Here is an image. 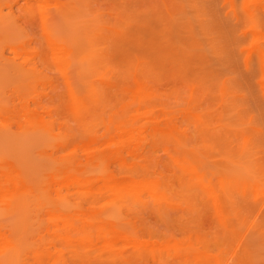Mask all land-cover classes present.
Listing matches in <instances>:
<instances>
[{
	"label": "rangeland",
	"instance_id": "obj_1",
	"mask_svg": "<svg viewBox=\"0 0 264 264\" xmlns=\"http://www.w3.org/2000/svg\"><path fill=\"white\" fill-rule=\"evenodd\" d=\"M17 2L26 5L28 1L0 0L5 11ZM228 2L30 0L33 17L16 12L18 24L10 20L12 26L5 23L6 20L0 23V55L15 59L18 64L16 67L5 65L0 56V173L7 177V168L11 172L14 170L9 172L12 175L16 170V174L19 172V176L24 177L23 181H27V185L18 186L19 191L12 184L13 176L8 175L13 180L4 177L5 181L12 182V192L8 190L10 183L7 182L8 186L5 184L6 190H3L4 183L0 184V242L4 238L8 244L0 243L3 245L0 247L1 264H37L36 258L39 259L38 264L42 259L46 264L45 255L47 261H51L47 264H264V185L258 183L260 151L264 149V137L259 131L264 128V100L255 86L257 80H252V74L247 75L238 69L239 61L236 65L237 62L232 61L233 54L228 52L235 49L231 46L232 36L235 38L233 26L236 24L232 19L235 12L243 21H240L242 28L239 25L238 28L243 32L246 30L248 36L243 44L245 50L254 52L255 45L263 41L264 0H234L229 2L233 7ZM229 13L232 15L228 18ZM255 17L262 19V23L259 19L257 21L260 27L255 24ZM181 26L187 33L180 32ZM206 28L210 37H207ZM261 32L263 35L259 34ZM181 36L187 40L185 48L188 49L189 61L187 59L186 62L198 59L195 58L198 49L194 48L206 47L204 52L201 51L209 55L207 69L219 70L215 75L220 77L221 73L225 82L229 80V86L220 87L224 81L220 82L221 77L217 76L219 86L211 79V86L206 84L202 88L203 85L198 84L202 86L198 88L196 70L193 77L192 67L190 69L192 64L182 65ZM197 39H201L203 44ZM60 47H67V55H59L57 49ZM202 52L197 54L202 56ZM206 57H202L203 62ZM21 63L32 78L23 80L27 74L21 71L22 75L17 70ZM80 100L84 106L87 101L89 104V107L85 106L86 111V108L81 111L82 114L79 113ZM27 111H32L30 116L33 119L29 121L31 117ZM126 121L134 122L135 128L140 126L132 128L138 136L135 143H138L117 144L113 141L115 144H110L109 141L107 144L111 135L120 134L117 126L114 128L115 123L118 122L119 129L122 124L127 128L130 123L126 124ZM113 129L116 130L114 133ZM96 140L100 143H95ZM101 143L104 144L99 145ZM127 146H137V149L129 150ZM64 161L66 165L74 162L71 165L77 171L84 168L85 171L79 173L86 174L87 178L97 175L95 184L102 193H93L95 186L92 191L91 188H88L89 192L86 189V194L92 192L95 196L92 193L84 195L82 191L77 193L76 189L70 192L65 184L67 172L63 179L60 172ZM86 162H89V167ZM189 165H194L197 175L207 183L198 182L196 173L192 175L198 180L194 178L193 181L188 171L194 169H187ZM132 166L139 169L136 170L138 174L132 175L135 171ZM108 169L111 170L108 172ZM130 169L134 170L133 173ZM145 171L149 176L144 174ZM139 174H144L142 178H153L156 185L163 177V184L160 183L163 188L159 185L158 189L166 190L169 198L162 194L165 198L160 196L158 199L161 192L157 188L154 189L156 198L152 197L154 192L150 194V191L142 190L139 192L144 198L137 192L138 197L134 193L133 197L123 195L124 201L120 199L121 195L113 199L114 195L110 197L109 192L100 190L102 182L110 176L118 180L141 179V176L137 177ZM48 185L54 188L50 189ZM259 185H263V189ZM14 190L23 192V196ZM220 190L226 195L223 192L219 197ZM62 192L64 197H61L66 201L60 197ZM146 192L151 197L148 195L145 199ZM11 194L16 196L12 198ZM20 195L22 200L18 198ZM223 196L227 198L224 206L221 203L226 201ZM89 197L97 201L93 204ZM130 197L134 198L133 201ZM139 197H142L140 201H134ZM57 200L59 204L53 203ZM75 200L80 201L84 209H90V213L101 217L93 219L83 208L80 210ZM16 201L19 204L23 202L19 205L15 204ZM142 201L143 204L148 202L147 205H141ZM60 204L62 206H58ZM68 206L71 209L67 210ZM222 206L227 209V214ZM87 215L92 219H87L90 218ZM80 221H83V226L85 222V226L94 224L95 229L99 227L101 230L98 228L93 236L91 231L94 228L89 227V234L88 229L82 227L83 235ZM105 225L107 228L103 231ZM66 227L72 237L70 233L67 237ZM114 233H119V237L114 239ZM128 240L136 242L135 246L142 240L143 243L151 240L146 246L149 250L146 252L143 245L135 249ZM90 242L91 247L88 246ZM151 243L155 245L151 246ZM138 249H145L146 253Z\"/></svg>",
	"mask_w": 264,
	"mask_h": 264
},
{
	"label": "bare ground",
	"instance_id": "obj_2",
	"mask_svg": "<svg viewBox=\"0 0 264 264\" xmlns=\"http://www.w3.org/2000/svg\"><path fill=\"white\" fill-rule=\"evenodd\" d=\"M27 1L29 2L30 0H27ZM226 1H227V0H226ZM232 1L234 2V0H229V2H232ZM28 2H27L26 5H20V3H18V2H17L16 4L13 3L14 5H13V4H11V5H9V4H5V5H9V7L6 6V7H8L7 9L9 10V11L6 10L7 12H6L5 10H3L4 8H3L2 4H0V20H1L0 23H1L3 20H6L5 23H6V22L10 23V22L8 21V20H10V21L13 22V24L16 23V22H17V24H18L20 21L17 20L16 17H18V13H19V12L22 13L23 15H24V14H26L27 16H28V15H31V17H33V15H32V14H33V8H32L33 6H32V7L29 6V3H28ZM229 2H228V3H229ZM229 4H230V3H229ZM229 4H228V5H229ZM230 5H231V7H233V3L230 4ZM2 8H3V9H2ZM233 11H234V10H233ZM233 11L231 10V12H233ZM5 12H6V13H5ZM16 12H18V13H16ZM231 12H230V13H231ZM234 12H235V11H234ZM230 13H229V16H227L228 18L231 17V15H232V14L230 15ZM16 14H17V16H16ZM22 14H21V15H22ZM19 15H20V14H19ZM23 15H22V16H23ZM22 16H21V17H22ZM41 16L43 17L42 13H41ZM21 17H20V18H21ZM23 17H24V16H23ZM23 17H22V18H23ZM240 17H241V16H239V14H238V13L236 14V12H235V13H234V17L232 18L233 21L235 22V23L233 22L234 25H235V24H236V25L233 26V27H234L233 30H234V37H235V38H233V36H232V40H231V43H232V44H231V43H230V44H231V46L234 47L235 49L233 50V48H231V49L229 48L232 52H231V51H228V52H229V55L233 54V55H231V56L234 57V58L232 57V58H233L232 61H234V62L236 61V62H237V63L235 62L236 65L238 64V61H239V64H241V66H240L239 64H238L239 66L237 65V67H239L238 69H240V70H241V69L244 70L243 72L246 73V74L248 73L247 75H249V74L251 75V74H252L251 77L253 76V77H252L253 79H252V78H251V79H252V80H257V81L254 82V83H256L255 86H256V88L259 90V92H260V94H261V97H262V99L264 100V38H263L264 35H263V33H262L263 31H262L261 33H259V34H262V35H263V36L261 35L262 38H263V41H260V42H259V40H258L259 43H258L257 45H255V47H256V48H254L255 50L250 49V50H252V51H254V52H251V51L248 52L247 50H245V48H244V46H243L244 41H246V39H247L246 37H248V36H247V34L245 33L246 30H245V32H243L242 29H241V28H242V25H243V24H242L243 21H241V18H240ZM20 18H19V19H20ZM255 18H257V17H255ZM225 19H226V18H225ZM230 19H231V18H230ZM232 19H231V21H232ZM258 19L260 20V18H257L255 24L257 23ZM263 19H264V18H263ZM18 21H19V22H18ZM236 21H237V22H236ZM240 21H241L242 23H241ZM261 21H262V19L260 20V22H261ZM2 23H3V22H2ZM8 23H7V24H8ZM233 23H232V24H233ZM261 23H262V22H261ZM263 23H264V21H263ZM263 23L261 24L262 26H264ZM240 24H242V25H240ZM259 24H260V23L258 22L257 25L259 26ZM10 25H11V23H10ZM204 25L206 26V24L203 23V26H204ZM238 25H239L241 28H240V27L238 28ZM0 26H1V24H0ZM2 26H4V25H2ZM8 26H9V25H8ZM11 26H12V25H11ZM13 26H14V25H13ZM15 26H16V25H15ZM236 26H237V29H235ZM5 27H6V26H5ZM259 27H260V26H259ZM7 28L9 29V27H7ZM7 28H6V29H7ZM261 28H263V27H261ZM0 29H1V28H0ZM181 29H182V30H181ZM183 29L185 30L184 26H183V27L181 26V28H180V32H181V33H184V32L187 33V32L184 31ZM206 29H207V28H206ZM206 29H204V30H206ZM4 30H5V29H4ZM207 30H208V29H207ZM236 30H237V31H236ZM263 30H264V29H263ZM1 31H2V30H1ZM1 31H0V32H1ZM5 31H6V30H5ZM235 32H236V33H235ZM205 33H206V32H205ZM206 34H207V37H210V36H209V35H210L209 30L207 31ZM235 34H237V35H235ZM196 36H197V35H196ZM197 38H198V37H197ZM245 38H246V39H245ZM193 39H194V38H193ZM201 39H202V38H201ZM201 39H199L200 41H199L198 39H197V40H198L200 43H202V42H201V41H202ZM208 39H209V38H208ZM234 39H235V40H234ZM179 40H180V42H179V47H180V50H181V61H182V65L185 67V63H187L186 61H187V59H188V58H187L188 55H186L187 52H188V49L185 48V42L187 43V40L184 41L185 39L183 38V36H181ZM233 40H234V41H233ZM261 40H262V39H261ZM195 41H196V38H195ZM208 41H209V40H208ZM200 43H199V45H200ZM233 43H234L235 46L233 45ZM202 44H203V43H202ZM202 44H201V47L203 46ZM204 44H205V43H204ZM64 45H65V44H64ZM193 45H194V44H193ZM58 46H60V45H58ZM62 46H63V45H62ZM231 46H229V47H231ZM54 47H55L54 49L57 48L56 46H54ZM194 47H195V45H194ZM194 47H193V48H194ZM203 48L205 49L206 47H203ZM203 48H200V50H199V46H198V48H194V49H196V50L198 49V50H197V53H199V51H200V53H201V52L203 51ZM66 49H67V47H65L64 49H63V47H60L59 49H57V51H59V55L63 56V54L66 52ZM201 49H202V51H201ZM64 50H65V51H64ZM60 51H61L62 53H61ZM203 52H204V51H203ZM203 52H202V53H203ZM233 52H234V53H233ZM60 53H61V54H60ZM197 53H196V54H197ZM200 53H199V54H200ZM56 54H57V52H56ZM196 54H195V58H198V59H193V62H188L187 65H188L189 63L192 64V66H190V69H191V67H192V70H193V71H191V72H192V74H193V77H195V76H194V73H195L194 70H196V75H197V76H196V79H197V82H198L197 85H198V84L203 85V87H202V86H201V87L204 88V86L206 87V84H209V85H210V84H211V81L213 80V82H214V83H217V85L219 86L218 81H217V80H218V79H217V76H218V75H215V71H216V70L212 71V69H211L212 67H208V69H210V71H211V73H210V71L207 69V66H208L207 63H209V61H210L209 58H208L209 55L207 56L208 53H203V54H201L202 56H199L198 54H197V55H196ZM226 54H227V53H226ZM65 55H67V54L65 53ZM185 55H186V57H185ZM205 55H206L207 57H206ZM229 55H227V56H228V59L230 58V62H232V61H231V57H230ZM0 56H1V55H0ZM5 56H6V55H5ZM5 56H4V54H2V56H1V60L4 61L3 63H4L5 65L10 64V65H13V66H15V67L18 65V64H17V61H15V59H11V58L8 59V58H6ZM57 56H58V55H57ZM196 56H198V57H196ZM199 57L201 58V60H199ZM202 57H206L205 59L203 58V59L206 61V63H205V61L203 62ZM194 60H195V61H194ZM208 60H209V61H208ZM188 61H189V59H188ZM207 61H208V62H207ZM241 61H243V62H241ZM195 62H196V63H195ZM240 62H241V63H240ZM23 63H25V62H23ZM203 63H205L204 66H203ZM199 64H200V65H199ZM10 65H9V66H10ZM19 65H20V63H19ZM187 65H186V67H187ZM194 65L196 66V68H195ZM205 65H206V66H205ZM21 66H22L23 68H22ZM21 66H18V67H19L20 69L22 68V70H20V69H17V70H19L20 73H22V72L24 73V72H25V74H27V75H25V79H23V80H26V79H30V78H32V76H31L29 73L26 72V69L24 68V67H25L24 64L21 63ZM188 66H189V65H188ZM197 66H198V68H197ZM15 67H12V68H15ZM193 67H194V69H193ZM240 67H242V68H240ZM23 69H25V71H23ZM184 69H185V68H184ZM14 70H15V69H14ZM188 70H189V67H188ZM242 70H241V71H242ZM15 71H16V70H15ZM21 71H22V72H21ZM27 71H28V70H27ZM189 71H190V70H189ZM193 72H194V73H193ZM218 72H219V70L216 71V74H218ZM16 73H17V71H16ZM23 73H22V75H24ZM213 73H214V74H213ZM17 74H19V72H18ZM211 74H213L214 76H213V75L211 76ZM19 75H20V74H19ZM219 75H220L221 78H223V77L221 76V73H219ZM17 77H18V76H17ZM17 77H16V78H17ZM20 77H22V76H20ZM218 77H219V76H218ZM220 77H219V78H220ZM22 78H24V77H22ZM221 78H220V82H221V81H224V82H223V83H220V84H222V86H220V87H222V88L225 87V88H226L227 85L229 84V83H228L229 80H228L227 82H225V78H223V80H222ZM208 79H209L210 81H209ZM211 79H212V80H211ZM193 80H195V79L193 78ZM21 81H22V80H21ZM204 81H205V82H204ZM206 81H207V82H206ZM24 82H25V81H24ZM213 82H212V83H213ZM230 82H231V80H230ZM214 83H213V84H214ZM200 85H198V88H201ZM209 85H208V86H209ZM210 86H211V85H210ZM210 86H209V87H210ZM228 86H229V85H228ZM216 87H217V86H216ZM82 99H84V98H81V100H82ZM81 100H80L79 102H81ZM86 101H87V100H86ZM82 104H83V105H82ZM81 106H82V108H81ZM85 106L89 107L88 101L86 102V105H85ZM85 106H84V103L81 102L80 109H79V110H80V112H79L80 114H82L81 111L84 110V108H86ZM86 110H87V108L85 109V111H86ZM27 112H29V114L27 113V115H28L29 117H31V118L28 119V118H29L28 116H25V117H27V119H28V121H29V120L33 119L32 116H30V115H32V111H31V113H30V111H27ZM82 112H83V111H82ZM128 122H129V121H126V124H128ZM129 123L132 124V123H134V122L131 123V121H130ZM154 123L156 124V122H154ZM130 124H128V126L131 127V129H127L128 126H127V128H125V125H124V124H122V126L119 125L121 128L123 127V129H121V128L119 129V127H118V122H116L115 125H114V128L117 126V129L119 130L120 134L117 133V135L115 134V136H112V135H111L112 137H115V138H112L111 136L109 137V135H110V133H109L107 136H108L110 139L107 138V137L105 138V139H109V140L107 141V144L109 143V141H110V144H111L113 141H115L117 144H119V143H120V144H125V143H129V141H132V142H134V144H137L138 142L135 143L136 140H134L135 137H136V133H135V130L132 129V128H135L134 126H136V125L134 124V126H133V124H132V125H130ZM153 126H154V124H153ZM137 127H138V126H137ZM137 127H136V128H137ZM139 127H140V126H139ZM139 127H138V128H139ZM136 128H135V129H136ZM115 129H116V128H115ZM263 129H264V128H263ZM263 129H260V130H259L260 133L262 132V135H261L262 137H264V136H263V134H264ZM120 130H121V131H120ZM115 131H116V130H115ZM115 131H114V129H113V133H114ZM109 132H110V131H109ZM139 132H141V130H140ZM111 133H112V131H111ZM137 135H139V134L137 133ZM136 138H138V136H137ZM111 139H112V140H111ZM116 140H117V141H116ZM137 140H138V139H137ZM105 141H106V140H105ZM96 142L100 143L98 140H96L95 143H96ZM115 142L112 143V144H115ZM93 143H94V142H93ZM103 144H104V143H103ZM103 144L101 143V144H99V145H103ZM110 144H109V145H110ZM262 144H263V143H262ZM95 145H96V144H95ZM97 145H98V144H97ZM105 145H106V144H105ZM115 146H117V145H115ZM115 146H114V147H115ZM119 146H120V145H119ZM100 147H101V146H100ZM103 147H104V146H103ZM108 147H109V146H108ZM112 147H113V145H112ZM117 147H118V146H117ZM136 147H137V146H136ZM136 147H135V148H136ZM139 147H140V146H139ZM261 147H262V145H261ZM93 148H94V147H93ZM96 148H97V147H96ZM115 148H116V147H115ZM121 148H122V147H121ZM121 148H120V149H121ZM127 148L130 150V148H133V147H130V148H129V146H127ZM127 148H126V150H127ZM135 148H133V149H135ZM263 148H264V147H263ZM136 149H137V148H136ZM139 149H141V147H140ZM139 149H138V150H139ZM261 149H262V148H261ZM263 150H264V149H263ZM263 150L260 151V154H261V155H260V159H259V163H258V164H259V165H258V167H259V168H258V173H259V174H258V177H259V178H258V181H259L258 183H259V184L261 183V184L264 185V154H262V153H264ZM121 151H122V149L120 150V152H121ZM131 151H132V153H136L135 150H131ZM131 151H130V152H131ZM133 151H134V152H133ZM98 152H99V151H98ZM116 152H117V151H116ZM118 152H119V151H118ZM126 152H127V151H126ZM130 152H129V153H130ZM137 152H138V151H137ZM109 153H111V151H110ZM123 153H124V152H123ZM98 154H99V153H98ZM98 154H97V155H98ZM115 154H116V153H115ZM85 155H86V154H85ZM107 155H108V154H107ZM126 155H127V154H126ZM74 156H75V155H74ZM74 156H73V157H74ZM81 156H83V155H81ZM102 156H104V155H102ZM105 156H106V154H105ZM133 156H134V155H133ZM135 156H137V154H136ZM141 156H142V155H141ZM261 156H262V157H261ZM71 157H72V156H71ZM89 157H90V156H89ZM100 157H101V156H99V158H100ZM114 157H115V156H114ZM126 157H127V156H126ZM137 157H138V156H137ZM83 158H84V157H83ZM92 158H93V155H92ZM92 158H91V159H92ZM97 158H98V157H97ZM120 158H121V157H120ZM130 158H131V157H130ZM88 159H89V158H88ZM113 159H114V158H113ZM131 159H132L133 161L136 160V158H135V159L131 158ZM67 160H68V159H66V162H68ZM72 160H73V159H72ZM95 160H96V159H95ZM101 160H102V159H101ZM101 160H99V161H101ZM108 160H110V159H108ZM73 161H74V160H73ZM91 161H93V160H91ZM102 161L104 162V159H103ZM105 161H106V160H105ZM118 161H119V160H118ZM121 161H123V160H121ZM128 161H129V160H128ZM138 161H139V160H138ZM66 162L64 161V163H63V167H64V168H63V167H60V168H63L62 171H60V172L62 173V174H61L62 179L64 178V173L67 172V174L65 175V178H66V183H65V184L67 185V187H68L67 189H68L69 191L72 189L73 192H74V191H75L74 189H76V190L78 191L77 193H81V192H79V191H82L83 194H84V195H87V196H90L92 192H93V193H96V194H97L98 192H99V194L102 193L101 191H99L98 185L96 186V184H95V183H96V182H95V181H96L95 179L98 178L97 175H96V177H94L95 175L93 174V175H91V176H93V177H91V178H87L88 176L86 177V176H85L86 174H85V175H82V174L79 173V172H83V171H85L84 168L82 169L83 171H80V170L77 171V170H75L76 168H73V166L71 165V164H73L74 162H73V163L70 162L71 164L67 163V165L69 164V165L71 166V169H72V170H70V167H69V165H68V166L66 165ZM83 162H84V161H83ZM106 162H107V161H106ZM124 162H125V161H124ZM124 162H121V165L124 166ZM139 162H140V161H139ZM88 163H89V162H88ZM88 163L86 162V164H88ZM99 163H100V162H99ZM112 163H113V162H112ZM130 163H131V161H130ZM136 163H137V162H136ZM136 163H135V164H136ZM61 164H62V163H61ZM86 164L83 163V166H85V168H88V167L90 166V164H88V167H87ZM105 164H106V163H105ZM108 164H109V162H108ZM115 164H116V163H115ZM132 164H133V163H132ZM132 164H131V165H132ZM9 165H10V164H9ZM65 165H66L67 167H65ZM101 165H103V164L101 163ZM7 166H8V165H6V167H7ZM60 166H62V165H60ZM83 166L81 165L80 167H83ZM93 166H94V165H93ZM95 166H96V165H95ZM123 166H122V167H123ZM125 166H126V164H125ZM189 166H190L191 168H190V167H187V169H189V170H190V169H191V170L194 169V170H192L193 172H192V171H191V172L188 171V174L191 173L190 177H191V176L193 177V178H191V179H193V181H194V178H195V177L192 175V173H194V175H195V173H196V176H197L198 179H199V180H198L197 178H195L196 181L198 180V182L203 183V184H204V183H207V182H203L204 179L201 177V175H199V174L197 175L198 172H197V169H196V167H195L194 165H193V167H192V165H189ZM8 167H9V166H8ZM11 167H12V166H11ZM98 167H99V166H98ZM119 167H121V166H119ZM137 167H138V163H137V166L135 165V168H137ZM140 167H141V164H140ZM65 168H66V169H65ZM104 168L106 169V167H104ZM127 168H128V167H127ZM132 168L135 170L134 166H132ZM7 169H8V170H7L8 172H7V171H5V172H7V174L9 175V174H10L9 172H11V170L9 171V168H7ZM12 169H15V168H12ZM73 169H74V170H73ZM105 169H104V170H105ZM133 169H130V171H132ZM140 169H142V167H141ZM195 169H196V170H195ZM17 170H18V169H17ZM56 170H57V169H56ZM60 170H61V169H60ZM86 170H87V169H86ZM88 170H90V169H88ZM99 170H100L99 172H101V170H103L101 166H100ZM109 170H111V169H108L107 171L109 172ZM134 170H133V171H134ZM136 170H137V169H136ZM136 170L134 171L135 174H134L133 171H132V173H133L132 175H136V173L138 174V172H136ZM138 170H139V169H138ZM138 170H137V171H138ZM13 171H14V170H12V172H13ZM58 171H59V168H58ZM58 171H57V172H58ZM63 171H64V172H63ZM75 171H76V172H75ZM107 171H106V172H107ZM143 171H144V170H143ZM143 171H142V172H143ZM146 171H148V170H146ZM146 171L144 172V174L146 173ZM186 171H187V170H186ZM12 172H11V173H12ZM60 172H59V173H60ZM68 172H69V173H68ZM70 172H71V173H70ZM73 172H74V173H73ZM77 172H78V173H77ZM99 172H98V175H99ZM103 172H104L103 174H105V171H103ZM139 172H140V171H139ZM142 172H141V173H142ZM148 172H149V171H148ZM148 172H147L145 175H147ZM1 173H2V172H1ZM1 173H0V174H1ZM17 173H18V174H16V170H15V174H13V175L10 174L11 176H13V177L15 178L14 180L11 178V176L9 177V176L7 175V177H6L5 174H4L5 176H3V175H2L3 173L1 174L0 179L3 178L2 180H4L5 178H11V179L13 180V183H12V182H11V183L14 184L13 186L17 187L18 190H19V187H18V186L22 187V185H23V186L27 185V184H26L27 181L24 180V181H25V184H24V181H23V178H24V177H23V176H19V175H20L19 172H17ZM54 173H56V171H55ZM84 173H85V172H84ZM115 173H117V172H115ZM56 174H57V173H56ZM117 174H118V173H117ZM121 174H122V172H121ZM128 174H129V173H128ZM128 174H127V175H128ZM144 174H143V176H144ZM149 174H151V173L149 172ZM149 174H148V176H149ZM14 175H15V176H14ZM21 175H22V174H21ZM53 175H54V174H53ZM87 175H88V173H87ZM89 175H90V174H89ZM100 175H102V174L100 173ZM152 175H153V174H152ZM56 176H57V175H56ZM103 176H104V175H103ZM118 176H119V175H118ZM128 176H130V175H128ZM139 176H141V175H140V174L137 175V177H139ZM143 176H141V179H140V177L137 178V179H135V178L133 177V179L130 178L129 180H128V179L125 180V179H126L125 177H124L125 179L123 178L124 180H121V178H119L120 180H118V179H116V178L110 176L107 180H104V181L102 180V181H103V182H102V185H103V186L100 185L99 183H98V184L101 186L100 190H104L103 193H105L106 191H107L106 193L109 192L108 194L110 195V197H111V194H112V196L114 195L113 197H111V198H113V199L120 198V195H121L122 198H120V199H121V200L123 199V201H124V198H123L124 196H123V195H127V194H129V195L132 196V194L134 193L135 197H138V196H137V192H138V195L141 196L143 193H140L139 191H142V190H146V191L148 190V192L150 191V194L154 192L153 194H155V195H154V196L152 195V197L156 198L155 196H157V195H156V194H157V193H156L157 191L154 190L155 188H157V190H159L158 192H161L160 194L158 193L157 198L160 197V196H162V194H166L167 198H169V197H168V196H169V195H168L169 193H165L166 190H164L165 192H163V190L160 191V189H158V186H159L160 183L163 181V177H162V176L159 175V177H162V178H161V181H160V179H159V177H158V180H159L160 182H159V184H157V185L155 184L153 178H150L151 180H153V182H152L151 180H149V177H146V176H145L144 178H142ZM1 177H2V178H1ZM4 177H5V178H4ZM18 177H19V178H20V177H21V178L23 177V178H22V179L20 178L21 180L19 181V178H18ZM51 177H52V176H51ZM59 177H60V175H59ZM106 177H107V176H106ZM130 177H131V176H130ZM151 177H152V176H151ZM200 177H201L202 179H201ZM94 178H95V179H94ZM104 178H105V177H104ZM147 178H148V179H147ZM52 179H53V177H52ZM2 180H0V184H3V183H4V185H2L3 188H4L3 190H6L7 188L5 189V184L8 186V185H9L8 183H10V182H8L7 179H6L7 181H5V180L2 181ZM59 180H60V178H59ZM67 180H68V181H67ZM164 180H165V179H164ZM1 181H2V182H1ZM9 181H10V179H9ZM21 181H22V182H21ZM51 181H52V180H51ZM55 181H57V180H55ZM60 181L63 182V180H60ZM69 181H70V182H69ZM201 181H202V182H201ZM204 181H205V180H204ZM7 182H8V183H7ZM61 182H60V183H61ZM164 182H165V181H164ZM11 183H10V184H11ZM54 183H55V182H54ZM57 183H58V182H57ZM67 183H68V184H67ZM69 183H70V184H69ZM189 183H190V182H189ZM256 183H257V181H256ZM258 183H257V184H258ZM12 184L9 185V187L12 186ZM50 184H52V183L50 182ZM162 184H163V182H162ZM53 185H54V184H53ZM263 185H262V186L259 185V186L262 188ZM48 186L50 187V189H53V188H54V187L51 188L50 185H48ZM58 186H59V185H58ZM94 186H95V188H94ZM166 186H167V185H166ZM209 186H210V185H209ZM209 186L206 187L207 194H209V191H208V189H209L208 187H209ZM255 186H256V185H255ZM92 187L94 188L93 191H92ZM200 187H201V186H200ZM11 188H12V187H10V189L8 188V190H11ZM13 188H14V187H13ZM13 188H12V190H13ZM63 188H66V187H63ZM88 188H89V189L91 188L90 191H92V192H91L90 194H88V193L86 194V189H88ZM97 188H98V189H97ZM159 188L162 189L163 186L160 185ZM204 188H205V186H204ZM204 188H202V189L204 190ZM207 188H208V189H207ZM255 188H256V187H255ZM263 188H264V187H263ZM263 188H262V189H263ZM27 189H31V188H27ZM48 189H49V188H48ZM89 189L87 190L88 192H89ZM95 189H96V190H95ZM0 190H1V188H0ZM12 190H11L10 192H12ZM54 190H55V189H54ZM151 190H153V191H151ZM263 190H264V189H263ZM15 191H16V190H14V193H16V194H19V193H20V192L17 193L18 191H16V192H15ZM19 191H20V190H19ZM21 191H22V190H21ZM23 191L27 192L28 190H23ZM51 191H52V190H51ZM60 191H61V189H60V190L58 189V192H60ZM84 191H85V192H84ZM94 191H96V192H94ZM220 191H221V190H220ZM3 192H4V191H3ZM8 192H9V191H8ZM8 192H5V193H8ZM70 192H71V191H70ZM70 192H69L68 195H70ZM135 192H136V193H135ZM167 192H168V191H167ZM211 192H212V191H211ZM214 192H215V191H213V193H214ZM217 192H218V191H217ZM223 192H224V191L218 192V193H220V194H219V197H220V195H222L221 193H223ZM257 192H258V191H257ZM262 192L264 193V191H262ZM0 193H2V192L0 191ZM22 193H23V192H22ZM22 193H20V194L23 196L24 193H23V194H22ZM65 193H66V192H65ZM65 193H64V194H65ZM93 193H92V194H93ZM215 193H216V192H215ZM9 194H10V193H9ZM60 194H61V193H60ZM71 194H72V193H71ZM140 194H141V195H140ZM146 194H147V195H145V199H146L147 196L149 195L147 192H146ZM210 194H212V193H210ZM260 194H261V192H260ZM0 195H1V194H0ZM3 195H5V194H3ZM21 195H20V197H18L19 199L22 197ZM62 195H63V192H62V194L60 195V197H61ZM80 195H81V194H80ZM134 195H133V196H134ZM223 195H226V193L224 192ZM12 196H13V197H12ZM14 196H16V195H14V194L12 195V194H11V197H12V198H14ZM93 196H95V195L93 194ZM115 196H116V198H115ZM133 196H132V197H133ZM142 196H143V195H142ZM149 196H150V195H149ZM149 196H148V197H149ZM214 196H215V195H214ZM214 196H213V197H214ZM263 196H264V194H263ZM0 197H1V196H0ZM5 197H6V196H3L2 198L4 199ZM11 197L9 196V198H11ZM58 197H59V196H58ZM62 197H64V195H63ZM62 197H61V198H62ZM132 197H130V198H132ZM150 197H151V196H150ZM162 197H164V196H162ZM210 197H211V196H210ZM223 197H224V199H223L222 197H221V199H223V200H226V199H227L226 196H223ZM2 198H1V199H2ZM12 198H11V199H12ZM89 198H90V199H89ZM89 198H88V199H89L90 201H92L93 204H94V201H95V200L97 201V199H95V198H94V201L91 199L92 197H89ZM126 198H127V197H126ZM128 198H129V197H128ZM141 198H142V197L135 198L134 201H136V199H137V201H138V199H139V201H140ZM143 198H144V196H143ZM164 198H165V197H164ZM19 199H17V200H19ZM59 199H60V198H59ZM59 199H58V200H59ZM62 199H63V198H62ZM64 199H65V198H64ZM64 199H63V200H64ZM66 199H67V195H66ZM133 199H134V198H132V201H133ZM148 199H151V200H152V198H148ZM158 199H159V198H158ZM162 199H163V198H162ZM211 199H213V198H211ZM4 200H6V199H4ZM9 200H10V199H9ZM13 200H14V199H13ZM13 200H12V201H13ZM15 200H16V199H15ZM20 200H22V199H20ZM53 200H54V199H53ZM58 200H57V201H58ZM68 200H69V197H68ZM71 200H72V199H71ZM71 200H69V201L73 203V201H71ZM78 200H80V199H78ZM78 200H77V201L75 200V201L77 202L76 205H77V204L80 205V204H79L80 201H78ZM117 200H119V199H117ZM151 200H150V201H151ZM160 200H161V199H160ZM1 201H3V200H1ZM64 201H66V200H64ZM127 201H128V200H127ZM127 201L125 200L126 203H127ZM130 201H131V200H130ZM143 201H144V199H143ZM143 201H142V204H141V205H147L148 202H146V201H149V200H146V201H145L146 203H144V204H143ZM153 201H156V200L153 199ZM153 201H152V202H153ZM164 201H165V200H164ZM215 201H216V200H215ZM215 201H214V202H215ZM4 202H6V201H4ZM10 202H11V200H10ZM22 202H23V201H21V203H22ZM157 202H158V201H156V203H157ZM218 202H219V201H218ZM225 202H227V200L224 201V202H221V203L223 204V203H225ZM16 203H17V201L15 202V204H16ZM21 203L19 204V202H18L17 204L21 205ZM53 203H55V204L58 203V204H59V201H58V202H56V201L54 202V201H53ZM66 203H68V201H67ZM90 203H91V202H90ZM137 203H139V202H137ZM154 203H155V202H154ZM219 203H220V202H219ZM11 204H12V203H10L9 205H11ZM51 204H52V203H51ZM74 204H75V203H74ZM82 204H83V203H82ZM222 204H221V205H222ZM19 205H18V206H19ZM64 205H65V204H64ZM67 205H69V204H67ZM225 205H226V204H225ZM58 206H62V205L60 204V205H58ZM215 206H217V203H216ZM223 206H224V204H223ZM223 206H222V210H223V212H224L225 214H227V213H226L227 209L223 208ZM226 206H227V205H226ZM56 207H57V206H56ZM64 207L66 208V206H64ZM70 207H71V205H70ZM80 207H81V205L79 206V208H80ZM217 207H218V206H217ZM53 208H55V207L53 206ZM61 208H62V207H61ZM71 208H72V207H71ZM71 208H69V206H68V209H67V210H69V209H71ZM76 208H77L76 210H79V209H78V206H76ZM82 208L84 209V207H81L80 210H82ZM17 209H18V208H17ZM55 209H56V208H55ZM224 209H225V210H224ZM56 210H57V209H56ZM59 210L61 211L62 209L59 208ZM67 210H66V212H64V211H63V212H64V213H67ZM72 210H73V209H72ZM74 210H75V209H74ZM84 210H85L86 212H88V214L90 213V212H89L90 209H89V210L84 209ZM60 211H59V212H60ZM91 211H93V209H91ZM217 211H219V210H217ZM57 212H58V211H57ZM68 212H69V211H68ZM76 212H77V211H76ZM81 212H82V211H81ZM71 213H72V211H71ZM71 213H70V214H71ZM220 213H221V212H220ZM220 213H219V214H220ZM60 214H62V213H60ZM74 214H75V213H74ZM79 214H80V213H79ZM90 214L92 215L93 219L95 218V220H96V218L98 219L99 217H101L99 214H98V215H99V216H98L97 213H96V215H94L92 212H91ZM221 214H222V213H221ZM221 214H220V215H221ZM225 214H223V215H225ZM63 215H64V214H63ZM85 215H86V214H85ZM91 215H90V216H91ZM53 216H54V219H55V217H56L55 212H54V215H53ZM64 216L67 217L66 215H64ZM70 216H71V215H70ZM87 216H88V215H87ZM87 216H86V217H87ZM90 216H88V217H90ZM94 216H95V217H94ZM68 217H69V215H68ZM71 217H72V216H71ZM74 217H75V216H74ZM57 218H59V217L57 216ZM57 218H56V219H57ZM61 218H62V217H61ZM63 218H64V217H63ZM63 218H62V219H63ZM84 218H85V217H84ZM70 219L72 220V218H70ZM87 219H92V218L90 217V218H87ZM59 220H60V219H59ZM75 220H78V221H79V218H77V219L75 218ZM72 221H73V220H72ZM86 221H88V220H86ZM91 221H93V220H91ZM60 222H61V221H60ZM66 222H67V221H66ZM93 222H94V221H93ZM96 222H97V221H96ZM61 223L65 224L64 222H61ZM68 223H69V222H68ZM72 223H73V222H72ZM81 223H82V224H81ZM99 223H100V222H99ZM101 223H102V222H101ZM70 224H71V223H70ZM75 224H76V223H75ZM75 224H74V227H75ZM77 224H78V223H77ZM77 224H76V225H77ZM79 224L81 225V226H79V227H80V232H82V234L85 235V232L81 231V228H82V227H83L84 229L87 228L88 230H87V229H86V230L89 232V231H90L89 229H90L91 227L94 228L93 226H94L95 222H94L93 225L90 224L91 226L89 225V223H88V225L85 226V224H87V223H85V222H84V226H83V221H82V222L80 221ZM112 225H113V224H112ZM95 226H99V224H98V225H95ZM102 226H103V225H102ZM105 226H106V225H105ZM63 227H65V226L63 225ZM89 227H90V228H89ZM116 227L118 228V226H116ZM77 228H78V226H77ZM83 228H82V229H83ZM98 228H99V227H98ZM98 228H97V229H98ZM106 228H107V226L104 227L103 231H106ZM64 229L66 230V232H67V237H68V233L71 234V231H69V228H67V227L64 228ZM72 229H73V228H72ZM84 229H83V230H84ZM97 229H95V228H94V230L92 229L91 232H92V233L94 232V234L91 233V235L94 236L95 233H97V232H96ZM70 230H71V229H70ZM75 230H76V233H78L79 228H78V231H77V229H75ZM100 230H101V229L99 228V231H100ZM110 230H111V229H110ZM121 230H122V229H121ZM72 231H73V230H72ZM99 231H98V232H99ZM107 231H108V230H107ZM0 232H1V231H0ZM117 232H118V231H117ZM112 233H113V232H112ZM3 234H4V233H3ZM70 234H69V235H70ZM78 234H79V233H78ZM86 234H87V233H86ZM89 234H90V232H89ZM89 234H87V235L89 236ZM114 234H115V236H113V238H114V237H117V236L119 237V233H114ZM127 234H129V233H127ZM5 235H7V234H4V236H5ZM79 235H80V237H81V233H80ZM83 235H82V236H83ZM87 235H86V236H87ZM91 235H90V236H91ZM97 235H98V234H97ZM99 235L101 236V234H99ZM99 235H98V236H99ZM70 236L72 237V234H71ZM75 236H77V238L79 237L77 234H75ZM93 236H92V237H93ZM109 236H110V235H109ZM80 237H79V238H80ZM92 237H91V238H92ZM137 237H139V236H137ZM8 238H9V236L7 237V239H8ZM95 238H96V237H95ZM98 238L100 239V237H98ZM102 238H103V237H102ZM113 238H112V239H113ZM122 238H123V236H122ZM122 238H121V240H122ZM130 238H131V237H130ZM140 238L142 239V236H140ZM108 239H109V238H108ZM114 239H115V238H114ZM118 239H119V238H118ZM132 239H135V238H132ZM132 239H131V240H132ZM136 239L138 240L139 238H136ZM3 240H4L5 242H4ZM105 240H106V239H105ZM116 240H117V238H116ZM116 240H115V241H116ZM125 240H126V238H125ZM0 241H1V239H0ZM2 241H3V242H0V243H2L3 245H4V243H5L6 246L8 245L7 242H6L7 240H5V239L3 238ZM8 241L11 242V240H8ZM79 241H80V240H79ZM91 241H92V240H91ZM109 241H110V240H109ZM109 241L107 240V242H109ZM111 241H112V240H111ZM113 241H114V240H113ZM128 241H129V240H128ZM150 241H151V240H149V241L147 242V241L145 240L144 242H146V243H143V240H142V242L140 241V243H137L136 245H137V246H138V245H143V246H145V249H146V246H147V245H150ZM87 242H88V241H87ZM95 242H96V241H95ZM129 242H130V241H129ZM129 242H128V243H129ZM137 242H138V241H137ZM98 243H99V242H98ZM104 243H105V241H104ZM123 243H124V242H123ZM128 243H126L125 245H129L130 243H133L134 245L132 244V247H135V249L137 248V246H135V243H136V242L133 241V242H130L129 244H128ZM148 243H149V244H148ZM79 244H80V243H79ZM82 244H85V243H82ZM90 244H91V242L88 243V246H89V247H91V245H92V244H91V245H90ZM94 244H95V243H94ZM94 244H93V245H94ZM118 244H119V243H118ZM0 245H1V244H0ZM3 245H1L0 247L2 248ZM121 245H122V243H121ZM130 245H131V244H130ZM154 245H155V244L151 243V246H154ZM151 246H150V247L148 246V247L151 249ZM4 247H5V246H4ZM108 247H109V246H108ZM110 247H112V246L110 245ZM110 247H109V248H110ZM113 247H114V246H113ZM104 248H105V247H104ZM106 248H107V247H106ZM109 248H108V250H109ZM145 249H142V250H141V251H143L142 253L145 252V251H144ZM38 250H40V249H38ZM42 250H43V249H42ZM110 250H111V248H110ZM118 250H119V249H118ZM138 250H139V249H138ZM147 250H149V249H146V252H147ZM45 251H46V249H45ZM50 251H51V249H50ZM134 251H135V250H134ZM139 251H140V250H139ZM141 251H140V252H141ZM151 251H152V250H151ZM36 252L40 253L39 251H35V253H36ZM46 252H47V251H46ZM46 252H45V253H46ZM114 252H115V251H114ZM114 252H112V255L114 254ZM116 252H117V250H116ZM146 252H145V253H146ZM35 253L33 252V257H34V254H35ZM45 253H44V254H45ZM118 253H119V252H118ZM137 253H138V252H137ZM142 253H141V255H143ZM145 253H144V254H145ZM44 254H43V256H44ZM79 254L81 255V253H79ZM110 254H111V253H110ZM119 254H120V253H119ZM27 255H28V254H27ZM80 255H79V256H80ZM49 256H50V255H49ZM39 257H40V256H39ZM45 257L47 258V259L45 260L46 264H47V262L50 263L51 261H47V260H48L47 255H45L43 258H45ZM35 258H36V257H35ZM35 258H34V259H35ZM49 259H52V257L49 258ZM38 260H39V259L36 258L37 264H38ZM43 260H44V259H42V261H41L40 264H44V263H43V262H44ZM0 264H1V262H0Z\"/></svg>",
	"mask_w": 264,
	"mask_h": 264
}]
</instances>
